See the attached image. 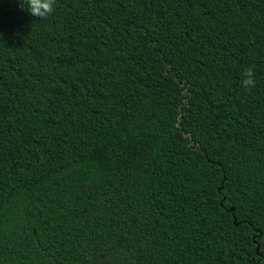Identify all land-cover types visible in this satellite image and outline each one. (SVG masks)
I'll return each mask as SVG.
<instances>
[{
  "label": "trees",
  "instance_id": "16d2710c",
  "mask_svg": "<svg viewBox=\"0 0 264 264\" xmlns=\"http://www.w3.org/2000/svg\"><path fill=\"white\" fill-rule=\"evenodd\" d=\"M0 264H264V0H0Z\"/></svg>",
  "mask_w": 264,
  "mask_h": 264
},
{
  "label": "clouds",
  "instance_id": "9594fccd",
  "mask_svg": "<svg viewBox=\"0 0 264 264\" xmlns=\"http://www.w3.org/2000/svg\"><path fill=\"white\" fill-rule=\"evenodd\" d=\"M22 10L30 12L38 18H46L55 11L56 0H18ZM255 72L252 67L244 69L242 86L251 90L255 87Z\"/></svg>",
  "mask_w": 264,
  "mask_h": 264
}]
</instances>
